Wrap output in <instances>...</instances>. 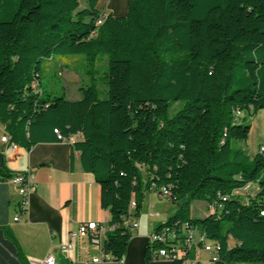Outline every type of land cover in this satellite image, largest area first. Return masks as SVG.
<instances>
[{
    "label": "trees",
    "instance_id": "16d2710c",
    "mask_svg": "<svg viewBox=\"0 0 264 264\" xmlns=\"http://www.w3.org/2000/svg\"><path fill=\"white\" fill-rule=\"evenodd\" d=\"M95 3L0 0L4 135L26 148L60 141L54 130L80 135L71 149L100 187L115 226L102 247L115 262L132 236L127 219L139 216L147 192L165 187L177 208L155 230L188 224L218 243L215 264H264V152L235 145L264 110V0H127L124 16ZM73 55L84 57L90 81L80 99L42 91L41 65ZM101 59L103 91L92 76ZM247 184L251 192L232 194ZM191 201L220 209L195 218ZM152 261L147 244L144 262Z\"/></svg>",
    "mask_w": 264,
    "mask_h": 264
},
{
    "label": "crops",
    "instance_id": "0c3cea01",
    "mask_svg": "<svg viewBox=\"0 0 264 264\" xmlns=\"http://www.w3.org/2000/svg\"><path fill=\"white\" fill-rule=\"evenodd\" d=\"M117 0H96L95 10L111 13L113 16H124L127 0L123 10L116 7ZM250 131L246 142L237 146L248 155L253 156L259 147L264 146V110L248 118ZM4 135L0 126V139ZM8 137V136H7ZM0 264H29L38 261L48 253L56 257L57 264H145L144 251L147 236L162 221L156 220L159 213L153 216L141 210L135 220L137 229L132 231L125 254L119 262L91 263L90 259L97 254V249L85 240L79 241L72 257L60 251L58 245L66 238L67 233L77 228L80 223L95 221L107 225L108 214L100 206V187L91 173L85 172L79 160V153L72 151L65 141L40 142L29 148L12 149L8 143L0 140ZM29 171L33 174L36 189L27 197L25 212L19 211L20 196L17 187L5 178L15 173ZM149 195L150 207L154 206L155 194ZM156 196V195H155ZM146 197L142 204L144 203ZM19 214L18 221L13 218ZM143 214V216H142ZM144 219L147 234L139 233L138 218ZM167 220V219H166ZM165 220V221H166ZM163 221V222H165ZM149 264H169L152 261Z\"/></svg>",
    "mask_w": 264,
    "mask_h": 264
},
{
    "label": "built area",
    "instance_id": "2783aa9c",
    "mask_svg": "<svg viewBox=\"0 0 264 264\" xmlns=\"http://www.w3.org/2000/svg\"><path fill=\"white\" fill-rule=\"evenodd\" d=\"M103 23V15L99 16L95 21V26L99 27ZM34 86V85H33ZM60 141H65L71 145L75 140L80 138L79 134L62 138L57 130L53 131ZM2 143H8L12 149L17 146L9 142L6 135L1 137ZM261 153L264 152V147L258 149ZM11 184L17 187L19 200V211L25 212L27 197L36 189V183L33 180V174L29 171L15 173L7 179ZM251 185L247 184L240 189L233 191L234 195H241L251 192ZM156 195L159 198L170 200V192L165 187L159 189ZM135 208V202L131 199L128 205V214H132ZM205 209L208 214L218 213L220 206L216 203L205 204ZM261 214H263L261 212ZM156 216L157 213H152ZM20 215L17 214L13 221H18ZM126 229L132 233L137 229L138 223L135 218L129 217L125 225ZM115 226H108L105 223H98L95 221H88L80 223L76 229L67 233L66 238L58 245L60 251L68 255L72 263H76V258L72 257L79 241L85 240L89 245H93L97 249L96 256L90 259L91 263H107L115 261V257L108 252H104L102 243L106 238V233ZM147 244L150 247V255L153 261H163L172 263L179 261L181 264H215L218 259L219 245L215 241L209 240L197 228L188 224L172 223L169 226H162L161 228L152 231L147 236ZM202 254L206 258H202ZM29 264H57L56 257L52 253H48L44 258L38 261H30Z\"/></svg>",
    "mask_w": 264,
    "mask_h": 264
},
{
    "label": "rangeland",
    "instance_id": "374dc122",
    "mask_svg": "<svg viewBox=\"0 0 264 264\" xmlns=\"http://www.w3.org/2000/svg\"><path fill=\"white\" fill-rule=\"evenodd\" d=\"M124 2L125 0H117L116 7L118 6L123 10ZM78 3L80 9L87 7V0H78ZM110 11L112 12V14H115V10L110 9ZM83 58L84 57L82 55L65 57L54 56L50 61L46 63L44 62L41 65L39 79L41 90L44 92L52 93L54 96H59L61 93H63L68 100L80 99V86L85 87L90 82L88 79V75L85 72V63ZM103 59H105V57H103ZM103 59H101L100 63L98 64V70L92 73L94 82L97 84L98 89H100L101 91H103V88L100 85L99 78L102 76L106 69L105 60ZM102 97H105V95L103 94ZM176 108L177 105L174 104L170 110V113H173ZM149 195L153 194H151L150 192H147L145 194L146 201L144 203V207H141V210L144 209V214L147 215V213H149V210H151L150 213L157 212L160 215L155 219L163 222L176 211V204L167 199L159 198L156 194V196H152L155 199L154 206L150 207ZM189 211L190 215L195 218H202L208 215L205 209V202L203 201H191L189 204ZM138 221L140 226L139 233L144 232V234H147V225L144 219L141 217V219L138 218ZM232 244L233 242L230 241V245ZM201 257L204 259L206 258V255L202 254ZM160 262L165 263L163 261Z\"/></svg>",
    "mask_w": 264,
    "mask_h": 264
},
{
    "label": "water",
    "instance_id": "95a60500",
    "mask_svg": "<svg viewBox=\"0 0 264 264\" xmlns=\"http://www.w3.org/2000/svg\"><path fill=\"white\" fill-rule=\"evenodd\" d=\"M2 164V154H0V166Z\"/></svg>",
    "mask_w": 264,
    "mask_h": 264
}]
</instances>
